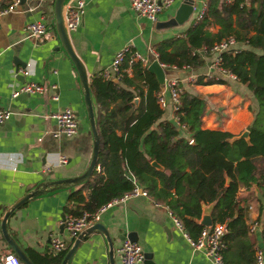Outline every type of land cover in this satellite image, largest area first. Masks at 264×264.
Segmentation results:
<instances>
[{
	"label": "crops",
	"instance_id": "1",
	"mask_svg": "<svg viewBox=\"0 0 264 264\" xmlns=\"http://www.w3.org/2000/svg\"><path fill=\"white\" fill-rule=\"evenodd\" d=\"M12 1L0 0V10L4 11L0 14V108L11 113L0 124V215L36 183L80 174L88 164L92 143L76 71L58 47L52 24V6L46 33L32 39L25 36V25L46 19L49 7L19 0L12 10H5ZM181 1L174 0L157 14L156 20L150 21L133 13L128 0H84L81 22L68 35L74 52L84 66L88 82L95 75L100 77L102 70L109 69L113 54L125 46L152 60L148 49L155 51L159 42L183 37L186 28L205 12L207 0H193L192 12L181 25L160 26V22L174 15ZM217 28L215 24L208 26L211 32ZM207 55L202 58L200 67L190 70L197 78L206 72L219 76L210 68L213 55ZM129 70V67L124 68L128 75ZM162 70L163 82L177 79L182 91L202 99L201 128L225 131L235 136L252 124L255 101L237 80L221 76L220 79L225 81L223 83L190 84L185 80L186 72L171 67H162ZM29 81L40 83L45 89L42 93L10 96L13 88ZM51 85L55 90L50 88ZM53 92L56 99H51ZM163 98L165 106L161 109L159 120L173 122L172 102L167 92ZM134 103H137L136 97ZM65 107L76 114L77 131L71 137H54V121L49 114ZM60 156L65 157L64 163L58 162ZM95 169H98L97 165ZM254 186L256 184L253 183V192ZM76 187L31 198L14 211L7 220V226L22 248L43 254L51 252L49 240L52 235L57 234L61 238L63 235L70 240L65 231L59 233L58 228L64 216L63 207L72 206L68 195ZM244 194L245 187H239L236 198ZM82 195H85L84 190ZM255 200L250 197L246 202L239 200L240 205H247L246 223L250 218L264 220V212L258 211V201ZM249 205L251 209H248ZM98 222L112 237L113 264H119L115 249L122 240L120 237L128 233L134 235L135 243L142 252L151 254L155 264H211L204 255L194 251L184 234L174 227L168 210L147 195L137 193L111 205L101 213ZM248 239L251 250L255 245L262 244L257 232L249 233ZM3 251H9V248L0 234V253ZM69 264H108L107 244L103 236L96 231L85 236L73 252Z\"/></svg>",
	"mask_w": 264,
	"mask_h": 264
},
{
	"label": "trees",
	"instance_id": "2",
	"mask_svg": "<svg viewBox=\"0 0 264 264\" xmlns=\"http://www.w3.org/2000/svg\"><path fill=\"white\" fill-rule=\"evenodd\" d=\"M210 24L218 26L215 32L208 30ZM226 36L244 46L219 56L220 66L232 73L255 101L248 142H228L232 137L228 132L201 128L202 99L187 91H181L175 112L185 130L159 120L162 111L154 96L158 83L139 62L131 63L130 74L123 72L117 82L95 75L89 89L99 138L98 169L69 193L74 208L64 206V215L92 212L139 187L174 215L194 239L202 227L197 222L202 205L212 203L211 221L224 222L227 230L223 235L224 264H254L245 221L247 205H240L239 200H255L253 183L264 196V0H207L205 12L186 28L183 37L161 41L155 51L160 63L188 65L193 70L203 59L191 52ZM127 59L122 61V69L127 67ZM223 82L214 78L202 81L201 76L196 80V84ZM151 161L162 170L150 165ZM239 187H245L246 194L237 199ZM257 208L264 212L258 202ZM25 251L34 264H59L65 252Z\"/></svg>",
	"mask_w": 264,
	"mask_h": 264
},
{
	"label": "built area",
	"instance_id": "3",
	"mask_svg": "<svg viewBox=\"0 0 264 264\" xmlns=\"http://www.w3.org/2000/svg\"><path fill=\"white\" fill-rule=\"evenodd\" d=\"M19 0H13L11 4L5 10H12V8L18 3ZM27 1H53V0H27ZM174 0H128L130 9L136 15L145 17L150 21L156 20L157 14L162 11L164 8L168 7ZM84 0H70L67 2L64 10V24L68 32L75 30L81 22L83 9H84ZM4 11L0 10V14ZM196 17V19H198ZM47 26L45 23L40 20H35L29 22L24 27L25 36L32 39H38L46 33ZM239 45H243L235 40L233 36H226L219 41L213 42L209 46H202L200 48L194 49L191 54H198L200 57H204L205 54H212L213 59L210 63L211 71H216L219 76L213 75L212 72H206L201 76L202 80L208 79H220V77L230 78L236 80L235 76L230 73L228 70L220 66V53L231 49V52L234 53L241 49ZM152 54L153 59L157 60V53L153 49H148ZM127 59V67L131 63L139 62L143 67L146 68L148 63L152 60H148L146 55H142L137 51L131 49L129 46H125L118 51H116L111 59L109 69H104L100 72V77L102 80L114 79V81H119L124 69L120 67L122 61ZM160 67H171L173 69H178L180 71L186 72L185 80L190 84H196L197 75L192 73L188 65H182L177 67L175 65H168L159 63ZM23 73V71L21 70ZM51 89L55 87L50 86ZM45 89L44 85L36 82H24L19 84L17 87L13 88L10 93L11 97H15L19 93L25 94H34L42 93ZM55 90V89H54ZM181 87L177 79H168L163 82L162 88L158 89L155 93V101L160 109H163L165 106V101L163 95L165 92L168 93L171 102L172 110L174 113L173 123L180 128V130H185L184 123L179 121L176 111L180 104V93ZM51 99H56V94L53 92ZM10 111L7 109L0 108V124L6 121L10 116ZM49 117L54 121V128L52 135L54 137L62 135L64 137H71L77 131V122L75 114L72 110L65 107L61 110L54 111L49 114ZM59 163L65 162V157L60 156L58 158ZM137 187H135L130 192L124 193L119 197L112 198L107 201L105 204L99 206L92 212L82 211L79 215L66 214L61 220L62 230L65 231L66 235L70 240H72L76 234L81 231L86 226L90 225L93 222L99 220L100 215L111 205L119 203L125 200L127 197L136 195ZM142 195H146L144 191L140 192ZM139 193V194H140ZM248 209H251V206H248ZM171 221L174 227L182 232L187 239L188 243L192 249L196 252L204 255L211 264H224L222 258V251L225 248V242L223 240V235L226 233V227L224 222H212L210 226H202L197 236L192 239L190 238L183 230L179 220L168 211ZM247 231L248 233L257 232L260 236L261 246L255 245L252 247L254 264H264V220L259 221L257 218H250L247 221ZM49 249L53 253L60 252L64 249V243L62 238L55 234L50 237L49 240ZM118 258L119 264H141L143 259L142 250L139 245L129 239H122L117 248L115 249ZM0 264H23L12 252L3 251L0 253Z\"/></svg>",
	"mask_w": 264,
	"mask_h": 264
},
{
	"label": "water",
	"instance_id": "4",
	"mask_svg": "<svg viewBox=\"0 0 264 264\" xmlns=\"http://www.w3.org/2000/svg\"><path fill=\"white\" fill-rule=\"evenodd\" d=\"M23 0H20L22 2ZM69 0H53L52 1V24L53 29L58 41V47L62 49L65 55L68 57L72 66L74 67L78 85L81 92L82 97V105L84 107L85 117L88 124L90 136H91V154L88 161L86 168L78 175L72 177H61V178H54L50 180H43L36 183L30 190L26 193L21 195V197L17 198L12 204L6 207L0 215V234L1 237L9 248V250L23 263V264H34L28 254L26 253L25 249L22 248L19 243L14 239L11 233L8 230L7 220L12 216L14 211H16L22 204H24L27 200L31 198L38 197L45 193H51L56 190L66 189L75 187L85 183L92 171L96 168L97 157L99 152V138L96 129V121H95V113L93 108V102L91 99L90 89H89V82L86 71L84 66L80 60V58L74 52L70 40L68 31L65 28L64 24V10L66 4ZM193 9V0H182L178 7L176 8L174 15L167 19L164 22H160V26H175L181 25L189 18ZM148 72L152 73L155 77L156 82L158 83L159 87H162L164 75L163 70L160 67L157 60H153L148 63L146 66ZM76 115V114H75ZM237 139H243L244 141L248 142V130H243L240 134L232 136L228 139V142H232ZM150 165L155 167L156 169L162 170V167L158 165L155 161H151ZM228 181V180H227ZM254 188V196L256 200L264 207V197L260 194L258 188L256 186ZM137 192L140 193L141 189L137 188ZM213 204L210 203L208 205H202L201 214L198 223L201 226H210L211 221V211H212ZM62 225L59 226V233H62ZM96 231L103 236L106 244H107V261L108 264H113V249H112V237H110L108 230L106 227L96 221L91 223L90 225L83 228L79 231L76 236L72 240L66 239L62 235V240L64 243L65 252L59 262V264H69L70 258L75 251L76 247L78 246L79 242L88 234ZM121 239L127 238L133 242H135V237L132 233H128L124 236L120 237ZM143 259L141 264H155L151 260V254L148 252H142Z\"/></svg>",
	"mask_w": 264,
	"mask_h": 264
},
{
	"label": "rangeland",
	"instance_id": "5",
	"mask_svg": "<svg viewBox=\"0 0 264 264\" xmlns=\"http://www.w3.org/2000/svg\"><path fill=\"white\" fill-rule=\"evenodd\" d=\"M29 2H31V4H46V6L47 7H49V9H48V13H47V18L46 19H41L40 21L41 22H43V23H45V24H47V21L49 20V18H50V11H51V4H52V2L51 1H40V2H38V1H29ZM37 19H39V18H37Z\"/></svg>",
	"mask_w": 264,
	"mask_h": 264
}]
</instances>
